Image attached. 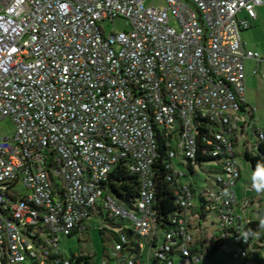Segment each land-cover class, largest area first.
<instances>
[{"label": "built area", "instance_id": "built-area-1", "mask_svg": "<svg viewBox=\"0 0 264 264\" xmlns=\"http://www.w3.org/2000/svg\"><path fill=\"white\" fill-rule=\"evenodd\" d=\"M146 2L0 0V123L14 126L0 137V264H82L87 254L67 257L61 243L83 237L95 216L114 234L102 264H198L205 253L195 251L189 211L199 197L219 237L233 229L223 234L238 244L233 259L254 249L244 233L253 221L236 212L238 146L250 129L255 152L244 149L258 155L264 144L246 103L247 63L264 57L242 33L264 0ZM117 19L128 29L107 33ZM161 143L183 214L170 231L158 228L155 207ZM121 162L140 181L129 205L108 187ZM206 164L216 171L210 186L181 182Z\"/></svg>", "mask_w": 264, "mask_h": 264}, {"label": "rangeland", "instance_id": "rangeland-1", "mask_svg": "<svg viewBox=\"0 0 264 264\" xmlns=\"http://www.w3.org/2000/svg\"><path fill=\"white\" fill-rule=\"evenodd\" d=\"M147 6H162L165 4V0H147ZM107 33L114 31H123L128 29L126 22L117 19L113 22H106L103 25ZM246 97L249 94H253L258 97V103L256 104V127L264 128V86L261 90H257L256 86L247 83ZM264 85V84H263ZM263 90V91H262ZM14 132V126L10 120H4L0 123V137L5 135H11ZM246 145L249 143L252 153H254L253 146L256 144V138L254 130L250 129L248 131V141L245 142ZM239 152V163L242 168V178L239 182L238 189V204L236 205V212L246 221H263V206L261 196L262 194H257L251 188L252 183V173L253 168L251 163L247 161L244 157L245 152L249 150L244 149L243 141L239 142L238 146ZM254 155V154H252ZM178 163V160H174ZM213 164H206L204 167L199 168L193 176L192 179L185 178L181 182L185 185L194 182L199 188H206L212 184V175H215L216 171ZM18 191L23 192V186L18 187ZM249 201V202H248ZM199 203L195 202L192 210L189 211V216L192 220L193 228L192 233L195 237H198L201 232L197 231L198 224H201L200 231H204L205 237L209 240H215L219 236L218 227L213 225L212 222L217 223V218L214 214H210L206 222L199 223ZM261 212V213H260ZM104 219L101 216H95L86 222V230L84 231V236H74L72 238H65L61 243V249L65 252L67 257L73 254H87L92 256L94 264H102L104 261V254L108 251H112L111 244L105 243L101 235V229H103ZM255 247L249 253L246 258L233 259L232 254L239 250L238 244L235 241H230L225 247L220 251L216 252L214 255L208 257L205 256L202 261L198 264H264V242H260L257 239L254 241Z\"/></svg>", "mask_w": 264, "mask_h": 264}, {"label": "trees", "instance_id": "trees-1", "mask_svg": "<svg viewBox=\"0 0 264 264\" xmlns=\"http://www.w3.org/2000/svg\"><path fill=\"white\" fill-rule=\"evenodd\" d=\"M209 135L205 130H201L198 135L197 142L201 150L209 152L212 147L208 145L207 139ZM159 157L156 160L154 169L156 172V182H157V198L155 207L158 212V228L164 231H170L173 229V221L182 217V211L177 205V194L171 185L169 178V170L167 169L166 163V147L164 144L159 146ZM245 159L252 163L253 169L257 162L264 163V144L260 146L258 155H251L245 153ZM212 156H201L198 158L200 164L208 163L213 161ZM193 173V172H192ZM108 187L110 191L119 198L122 202L126 204H131L137 199L140 192V181L138 175L131 172L127 166L121 162L113 171L109 177ZM194 191V190H193ZM195 192V191H194ZM200 206L198 209L200 223L207 221L211 212L206 209V202L204 198L199 197ZM214 223V222H213ZM217 224V223H214ZM201 225V224H200ZM201 234L197 237L198 246L195 251H200L205 253V256H212L216 252L220 251L225 247L230 241H232L233 236H223V234H233V229L222 231V236H218L215 240H209L206 238L204 231H200ZM244 233L247 234L246 237L250 241H255L256 239L260 242H264V226L262 221H253L244 229ZM128 236L131 240V245L138 247V241L134 238L131 231H127ZM101 235L105 243L111 244L113 247L114 234L106 229H101ZM108 256V251L104 254ZM74 256V254H73ZM79 263L82 264H94L91 255L81 256L78 258Z\"/></svg>", "mask_w": 264, "mask_h": 264}, {"label": "crops", "instance_id": "crops-1", "mask_svg": "<svg viewBox=\"0 0 264 264\" xmlns=\"http://www.w3.org/2000/svg\"><path fill=\"white\" fill-rule=\"evenodd\" d=\"M242 39L249 50L257 52L264 57V5L258 8L256 21L253 22V25L249 30L244 31L242 33ZM246 73H247L246 81L247 83H249V86L253 85L256 86L257 90H261L264 86L263 85L264 63L256 62L252 60L249 61L246 66ZM258 102H259L258 97L254 96L253 94H249L248 97H246L247 106L249 108H252L254 112V122L256 118L255 106ZM244 141H248V134L245 136L243 142ZM237 195H238V190H237Z\"/></svg>", "mask_w": 264, "mask_h": 264}, {"label": "clouds", "instance_id": "clouds-1", "mask_svg": "<svg viewBox=\"0 0 264 264\" xmlns=\"http://www.w3.org/2000/svg\"><path fill=\"white\" fill-rule=\"evenodd\" d=\"M60 7L61 14H66L64 10L67 8V5H61ZM0 27H3V25H0ZM251 188L257 194H264V163L262 162H257L253 170Z\"/></svg>", "mask_w": 264, "mask_h": 264}, {"label": "water", "instance_id": "water-1", "mask_svg": "<svg viewBox=\"0 0 264 264\" xmlns=\"http://www.w3.org/2000/svg\"><path fill=\"white\" fill-rule=\"evenodd\" d=\"M251 166H252V163H251ZM253 168V167H252ZM254 170V169H253Z\"/></svg>", "mask_w": 264, "mask_h": 264}]
</instances>
